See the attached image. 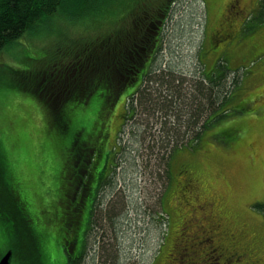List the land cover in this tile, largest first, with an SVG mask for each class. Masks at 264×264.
Wrapping results in <instances>:
<instances>
[{
	"label": "rangeland",
	"instance_id": "1",
	"mask_svg": "<svg viewBox=\"0 0 264 264\" xmlns=\"http://www.w3.org/2000/svg\"><path fill=\"white\" fill-rule=\"evenodd\" d=\"M169 1L173 0H126L123 3L138 2L139 9L142 7L147 11V6L152 3ZM215 1L205 0L211 17L220 13L215 8ZM119 7L113 5L105 12L94 14V17L70 18L62 13L53 14L0 53V171L5 169L1 178H15L21 186L24 184L28 191H33L28 188L44 182L47 174L57 173L62 169L61 164H66V159L54 141L64 128L61 127L67 110L73 118L80 119L98 103L97 96L100 101L102 98V92L96 90L88 96V102L65 103L58 114L53 115L37 96L17 88L22 87V83H16L18 76L14 71L21 73L25 70L31 78L42 71L52 74L50 66L54 63L61 66L75 55L82 54L86 46L96 45L107 39L108 34L115 33L117 26L121 27ZM204 7L203 0H174L171 3L162 34V52L155 67L164 70L168 64L180 80L199 77L203 70L209 72L213 68V62H205L204 65L199 61V58L203 59L200 42ZM254 20L260 22L253 19L252 23ZM251 40L257 44L249 49L244 59L238 64L228 65L238 79L232 84L233 93L225 106L226 115L211 122L196 143L189 142L175 148L164 160L157 151L152 155L148 150L143 156L136 155V145L128 142L131 140L128 127L123 137L120 134L118 139L117 132L125 111L123 96L107 110H110L105 115L110 130L108 148L118 142L126 147L124 156L118 154L112 163V186L105 189L101 202L104 210L109 207L122 212L117 219V237L114 240L107 221H99L100 224L90 230L87 237L89 251L81 264H101L112 244L116 251L117 246L120 248L118 264H150L164 235L167 239L162 242L161 249L159 247L161 252L156 257L161 255L154 264L167 262L165 248L169 240L177 239L184 221L181 216H185H179L176 210L181 205L183 210L185 206L177 203V189L173 190L164 178L166 161L174 181L178 172L196 178L199 200H211L215 218L238 235L242 245H252L261 258L259 264H264V213L256 206L264 201V28L247 30L243 41ZM159 120L156 114L148 119L149 126L160 127ZM70 153L75 160V149ZM35 193V198L45 196L42 188ZM162 210L168 215V228L161 215ZM50 226L43 228L49 230ZM180 235L179 244L185 238L184 230ZM93 249L97 250L95 255ZM55 254L61 255L59 252ZM174 258L176 261L179 258L177 264H193L196 254L174 255Z\"/></svg>",
	"mask_w": 264,
	"mask_h": 264
},
{
	"label": "trees",
	"instance_id": "2",
	"mask_svg": "<svg viewBox=\"0 0 264 264\" xmlns=\"http://www.w3.org/2000/svg\"><path fill=\"white\" fill-rule=\"evenodd\" d=\"M124 1L126 0H0V53L11 42L53 14L62 13L70 18L89 17L100 11L105 12L113 5L120 6L118 19L121 20L119 24L121 27L117 26L115 33L108 34L104 41L86 46L83 53L75 55L71 61L65 60L66 63L61 66L57 63L51 65L52 74L42 71L31 78L25 70H21V73L14 71L18 76L16 83H22V87L17 88L37 96L46 107H49L53 115H57L59 108H63L65 103L82 101L85 103L90 100L88 96L94 91L102 92L101 101L97 96L98 103L80 119L73 118L70 110H67L65 122L61 127L64 128L57 133L54 144L55 147L61 148V154L65 159L71 157L70 161L73 160L71 149L79 153L84 152L79 156L82 162L91 158V150L86 149L81 141H89L92 134L93 136L98 134V123L101 125L102 119L105 122V115L110 111L107 110L113 108L122 96L125 111L121 116L123 122L117 132L118 139L120 140V134L123 137L128 127L131 138L128 142L136 145V155L143 156L147 150L152 155L157 151V154L162 155V160L167 154L169 157L170 151L175 148L189 142L196 143L211 122L227 113L225 106L233 93L232 84L238 78L224 65H217L209 72L203 70L199 77L180 80L168 64L164 70L155 67L156 59L162 52L160 46L151 64L148 65V70L140 71V79L134 81L136 79L134 72L140 69L139 62L133 63L127 58L124 67L122 65L123 21L127 27L125 30L129 29L128 32L133 35V23L145 20L146 14L153 16L160 13L166 20L174 0L171 3L170 1L152 3L147 6V11H143L142 7L139 9L138 2L126 4ZM152 8L155 13L152 12ZM136 12H139L140 20L134 14ZM132 35L126 38L127 49L128 40L132 47ZM139 38L142 40L141 35ZM69 67L71 70L68 71ZM156 114L161 119L160 127L153 128L149 126L148 119L155 117ZM87 115L88 118H84ZM148 138L150 140L146 145ZM116 145L109 149V161L106 157L103 159L95 157V161L93 160V163L98 162L96 174H103H100L98 184L93 188L95 194L82 217L78 207H75L82 198L81 190L77 192L76 197L72 195L75 193L73 189L76 180L79 175L83 179V175L79 171L81 168L78 169L74 163L61 164L62 169H58L57 173L53 170L52 175H46L45 183L37 182L39 185L28 188L33 191H28L24 184L21 186L19 180L15 178L9 177L10 180L1 178L5 169L1 170L0 258L10 250L11 263L81 264L89 251L87 248L89 232L96 227L95 225L100 224L99 221H107L114 240L117 237V219L122 211L116 212L114 208L109 207L104 210L101 197L108 185L112 186L110 177L114 170L112 163L115 157L118 154L123 157L125 153V145H120L119 142ZM167 166L166 161L164 178L168 181L170 170ZM39 188H42V192L44 191L42 194L46 197L40 195L34 197ZM256 206L264 213V201ZM161 215L168 224V215L163 210ZM74 221L79 223L77 231H73L72 228ZM43 226L50 228L45 230ZM70 235L77 237L79 245L80 257L75 263L69 259L66 252L64 256L55 254L59 252L57 245ZM119 249L117 246L116 251L112 244L101 264H118ZM93 251L95 255L97 250Z\"/></svg>",
	"mask_w": 264,
	"mask_h": 264
},
{
	"label": "flooded vegetation",
	"instance_id": "3",
	"mask_svg": "<svg viewBox=\"0 0 264 264\" xmlns=\"http://www.w3.org/2000/svg\"><path fill=\"white\" fill-rule=\"evenodd\" d=\"M214 3L215 8L220 13L217 16L211 17L207 13V6L205 0H203L205 16L200 42V53L203 55V59L201 60L199 58V61L203 62L204 65L208 61L213 62L212 69L217 65H224L228 68L230 63L238 64L241 59H244L249 49H252L257 44V42H254L256 39L244 42L243 37L247 30L251 29L255 31L258 28H264V0H226V2L225 0H216ZM152 12L155 13L153 8ZM134 14L140 20L139 12ZM162 15L160 13H156L153 16L146 14L145 20L142 22L135 21L132 27L134 31L133 35L128 32L129 29L125 30L127 27H125L126 23L123 21V40L121 43L122 65L124 67L127 58L133 63L138 64L139 62L140 69L134 72L135 82L140 79V71L146 72L148 70V65L151 64L154 55L159 51L164 25L166 24L165 18L163 19L161 17ZM253 19H259L260 22L254 20V23H252ZM129 35H132L131 39L133 43L131 42V47L128 40L129 49H127L126 42ZM140 35L142 36V40L139 38ZM100 121L102 124L100 125V122L98 123V134L95 136L92 134L89 141H81L86 146V149L91 150V158L84 159L82 162L79 156L83 152L79 153L77 151L75 160L72 158L73 160L70 161L71 157L65 160L68 163H74L75 166L79 167L78 169L81 168L79 171L83 175V179L79 175L76 180L77 183L74 184L73 189L75 193L72 195L76 197L77 192L81 190L82 198L79 199L78 204L75 206L78 207L81 217L87 212V208L89 207L88 203L91 201L92 196H94L93 194H95L93 188L98 184L99 178L101 177L100 174H103H96L98 162L93 163V160L95 157H99L100 159L106 157L107 160L109 159V148L107 145L110 140L108 135L110 130L108 124L104 122V119ZM85 166L86 168H84ZM177 176L176 181H174L173 176L172 178L170 177L168 185L173 190L177 189V203H184L185 206L181 210V205V208L177 209L176 213L179 216L183 214L185 216H181L184 221L177 239L173 240V242L169 240L165 248V258L167 260L165 264H177L180 260L178 258V261H176L174 255L180 257L181 254L187 253L191 255L196 254V259L192 262L193 264H202L208 261L212 262V264H259L261 258L252 245H242L238 235L234 234L219 218H215L212 213L213 207L211 200H199L196 187V182L198 184V181H196V178L190 174H179V172ZM78 226L79 223L74 221L72 224L73 231H77ZM181 230H184L185 238H182L183 241L179 244ZM69 237H65L57 246L62 256L67 254L69 259L75 263L80 257L78 240L76 236L70 235ZM166 239L167 235H164L159 244L160 249L162 242H165ZM178 245L181 246L176 249ZM159 247L150 264H154L161 255L160 253L156 257L158 252H161Z\"/></svg>",
	"mask_w": 264,
	"mask_h": 264
},
{
	"label": "water",
	"instance_id": "4",
	"mask_svg": "<svg viewBox=\"0 0 264 264\" xmlns=\"http://www.w3.org/2000/svg\"><path fill=\"white\" fill-rule=\"evenodd\" d=\"M12 252L9 250L0 258V264H11Z\"/></svg>",
	"mask_w": 264,
	"mask_h": 264
},
{
	"label": "snow or ice",
	"instance_id": "5",
	"mask_svg": "<svg viewBox=\"0 0 264 264\" xmlns=\"http://www.w3.org/2000/svg\"><path fill=\"white\" fill-rule=\"evenodd\" d=\"M225 2H226V0H225Z\"/></svg>",
	"mask_w": 264,
	"mask_h": 264
}]
</instances>
